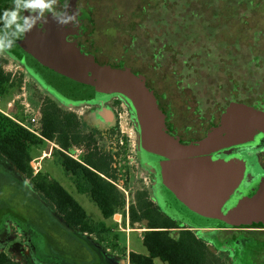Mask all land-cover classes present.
Segmentation results:
<instances>
[{"label":"rangeland","instance_id":"obj_1","mask_svg":"<svg viewBox=\"0 0 264 264\" xmlns=\"http://www.w3.org/2000/svg\"><path fill=\"white\" fill-rule=\"evenodd\" d=\"M223 3V6L211 5L205 10L206 20L211 22L210 34L215 36V42L227 56L226 66L220 67V71H202L196 77L183 75L184 69L190 70L201 57L192 54L180 58L181 51L173 48L175 44L187 41L193 24L181 25L178 32L171 30V26L179 24H174L177 4L170 0H81L79 8L88 16L81 43L100 64L127 67L143 74L168 113L175 134L182 141L194 142L205 137L208 129L218 123L230 101L243 100L260 108L264 105V0H243L240 4L234 2V5ZM200 4L205 6L199 1L192 3L195 7ZM60 6V0H52L51 7L43 12ZM215 8L219 17L213 23ZM240 59L243 60L242 66L237 63ZM0 65L11 76L12 86L9 95L0 97L3 103L15 100V109H21L20 103L31 105L39 99L44 117L53 112L56 101L27 73L23 74L20 68L16 70L14 62L3 53H0ZM232 65L240 66L243 73L256 68L260 77L253 83L240 77L233 80ZM14 72L21 75L13 76ZM24 92L26 96L20 98ZM124 111L122 109L120 120L121 137L115 147L108 144L109 137L105 147L101 144L102 138L100 142L91 143L90 137L93 136L82 123L74 130L79 136L72 135L69 142V150L76 149L78 152L74 156L83 164L88 163L93 155L113 157L111 168L117 179L112 181L126 203L125 209L115 215L117 222L114 225L112 220L104 219L88 194L78 192L61 165L63 149L58 141H46L31 151L33 168L39 165V173L35 169L34 176L45 175L61 184L92 222L113 225L116 230L108 240L102 243L93 235L68 230L53 207L29 186L30 180H25L0 156V252L22 264H106L109 257L122 258L130 250L148 256L141 240L147 231L146 223L133 225L128 215L125 217V212L138 203L139 195L148 191V187L134 172L133 148L128 141L133 132ZM59 115L61 118L78 117L62 107ZM107 120L101 118L99 124H109ZM50 152L51 158L41 159ZM257 167L264 172V163ZM119 221H122L121 226ZM179 236V230L173 231L174 238ZM199 236L210 246L209 254L216 255V243L226 244L215 230L201 231ZM154 262L166 264L159 259ZM215 264L221 263L216 259Z\"/></svg>","mask_w":264,"mask_h":264},{"label":"water","instance_id":"obj_2","mask_svg":"<svg viewBox=\"0 0 264 264\" xmlns=\"http://www.w3.org/2000/svg\"><path fill=\"white\" fill-rule=\"evenodd\" d=\"M67 1L58 16L21 5L19 22L30 17L33 26L17 39L15 25L5 29L0 20V38L14 41L3 53L64 107L97 106L113 125L108 104L118 99L135 135L138 163L152 177V199L169 217L199 231L264 226V172L253 162L264 150V107L232 102L205 137L183 144L168 133L143 74L102 65L83 49L78 40L87 13L78 0ZM14 7V0H0V16Z\"/></svg>","mask_w":264,"mask_h":264},{"label":"trees","instance_id":"obj_3","mask_svg":"<svg viewBox=\"0 0 264 264\" xmlns=\"http://www.w3.org/2000/svg\"><path fill=\"white\" fill-rule=\"evenodd\" d=\"M63 1L66 2V0ZM170 1L177 4V15L174 24H179V26H171V30L173 29L178 32L181 25L193 24L192 31L187 37V43L185 41L177 43L173 48L181 51L182 55L180 58H187L192 54H197L196 56L201 57L200 61L192 66L190 70L185 68L183 75L190 74L192 77H196L202 71L204 73L220 71V67L226 66L225 61L227 60V56L225 50L220 48V44L215 42V36L210 34L212 28L209 24L211 22L206 20L205 10L210 8L211 5H215L216 7L223 6V2L234 5V2L240 4L243 0H213V2L211 0ZM195 1L203 2L205 6L200 4L198 7H195L192 5ZM212 14H214L212 19L214 23L218 21L219 11L215 8ZM87 19L88 16L85 19V27ZM244 62H247V60L244 59ZM237 63L242 66L243 60L240 59ZM16 65L23 72L27 73L24 70L23 64ZM240 66L232 65L230 67L233 80H237L240 77L245 82L251 81L253 83L260 77V71L256 68L255 71L249 68L248 72L243 73L240 71ZM112 67L131 69L127 67ZM29 77L31 76L29 75ZM10 82L11 76L0 65V97L9 95V89L12 87ZM217 84L218 81L214 87ZM147 86L156 95L148 81ZM157 99L160 108L166 115L168 133L180 139L170 125L168 113L162 108L158 97ZM232 102L251 105L243 100H233L229 104ZM60 105L58 102L53 112L46 114L42 137L32 134L0 111V156L8 161L25 180H30L29 186L53 207L68 230L93 235L100 242L104 243L111 236L112 228L103 222H92L86 211L61 184L45 175L37 174L34 176L35 171L31 164L33 160L31 157L32 148L40 147L46 141L56 140L64 151H68L71 136H79L78 133H74V130L81 125L80 119L78 117L75 119L74 116L61 118L59 111L63 105ZM256 108L261 109L260 107ZM218 124L210 127L207 133ZM90 141L91 143L95 142L94 137H90ZM182 143L192 144L196 143V141H182ZM112 159L113 157L111 156L97 157V155H93L92 158L88 159V163L83 164L61 152V165L65 172L72 178L80 194H88L90 196L91 200L100 209L105 220L113 219L120 210L125 209L126 204L118 187L112 181L117 179L114 172H112ZM253 162L257 170L263 172L257 165L264 163V150L255 153ZM151 193L152 188L150 191L148 189V191L140 194L138 203L131 205L129 210L125 212V217L128 215L131 223H146L147 229L143 235V245L147 249L148 256L132 252L128 256L129 264H154L156 259L166 264H215L217 256L209 254L210 246L199 236L201 231L193 230L189 226L169 217L158 206L157 202L152 199ZM175 230H179L180 232L178 238L173 237V231ZM0 264L22 263L14 260L7 253L0 252Z\"/></svg>","mask_w":264,"mask_h":264},{"label":"flooded vegetation","instance_id":"obj_4","mask_svg":"<svg viewBox=\"0 0 264 264\" xmlns=\"http://www.w3.org/2000/svg\"><path fill=\"white\" fill-rule=\"evenodd\" d=\"M60 3H61V6L56 10H48L43 13L39 9H36L34 11H38L44 17L47 15H51V14L58 16L66 10L68 1L66 0V2H64L63 0H60ZM80 3H81V0H78V3H77L78 7H80ZM26 10L29 12L33 11L31 9H26ZM83 36L79 38L78 42L81 44L83 49L87 51L84 48L83 44L81 43V38ZM44 92L47 93L45 90ZM54 100L58 104L57 100L56 99ZM61 107L66 110H70L72 113L76 114L78 118L80 119L83 127L87 128L91 132V135L94 137L95 140H98L100 142V139L102 138L101 144L104 147L106 146L108 137L111 139V141H108V144H113L114 147L116 146L117 141L121 137L120 120L122 119L121 118L122 109L123 111L125 110L123 113L127 115L126 109L124 108L123 104L118 99H114L112 102L108 104V107L110 108V111L114 116L113 125H110L111 124L110 120H107L109 124H106L104 126L100 125L101 124L100 119L102 118V113L100 112L97 106L76 107L72 109L71 108L67 109V108H64L63 106ZM219 122L220 120L218 121V123ZM132 132H133V129H132ZM128 141L133 148V156H134L133 160H134V167H135L134 172H136V174L139 175L142 182L145 183V185L148 187L150 191V189L152 188L151 187L152 177L151 175L148 174L145 168L144 170L141 169L140 167L141 165H139L137 161L136 151H135L136 149H135L134 132L132 134V137ZM197 141L199 140H196V142ZM151 196H152V193H151ZM215 231L219 233V238L221 237L220 239L226 243L225 245H221L219 243H216L215 245L216 246L215 248H217L216 256H217L218 261L221 264H264V226L237 227V228L220 229V230H215ZM251 255H253L252 257H254L255 260L250 259Z\"/></svg>","mask_w":264,"mask_h":264},{"label":"built area","instance_id":"obj_5","mask_svg":"<svg viewBox=\"0 0 264 264\" xmlns=\"http://www.w3.org/2000/svg\"><path fill=\"white\" fill-rule=\"evenodd\" d=\"M14 68L17 70L19 67L14 63ZM22 73L24 74V72ZM16 74L18 73L14 72L13 76H15ZM18 75L20 76L21 74H18ZM25 96H26V93L24 92V94L20 96V98H23ZM20 105H21V109H15V100H9L6 104L3 103V100H0V111L6 116L13 119L15 122H17L19 125H21L23 128H25L32 134L38 137H42L44 127H45V117L43 113L41 112V109H42L41 101L39 99H35L31 105L26 104L24 102L20 103ZM10 111L13 112V114H11ZM62 152L65 155L72 158L73 160L80 162L74 156V153L78 152L76 149L69 150V151L63 150ZM51 155H52V152H50L49 154H44L41 157V159L45 157L51 158ZM38 168H39V165L37 167H35L34 165V170L36 169L37 173H39Z\"/></svg>","mask_w":264,"mask_h":264},{"label":"clouds","instance_id":"obj_6","mask_svg":"<svg viewBox=\"0 0 264 264\" xmlns=\"http://www.w3.org/2000/svg\"><path fill=\"white\" fill-rule=\"evenodd\" d=\"M52 0H14L15 7L12 10H5L4 14L0 16V20L4 21V28L11 29L13 25H15V38H19L20 35L28 32L31 30L33 24L28 23L30 17H23L24 24L20 23L19 20L21 19L19 16L21 9V5L23 9H31L36 10L40 9L41 12L45 9H49L51 7ZM34 23V21H33ZM60 23L66 25L67 21H60ZM28 24V27L24 25ZM77 21L73 20V27H76ZM14 41L9 40L8 43H5L3 38H0V53L4 52L5 48H11Z\"/></svg>","mask_w":264,"mask_h":264},{"label":"crops","instance_id":"obj_7","mask_svg":"<svg viewBox=\"0 0 264 264\" xmlns=\"http://www.w3.org/2000/svg\"><path fill=\"white\" fill-rule=\"evenodd\" d=\"M110 220H112V224L114 225V223H116L117 222V220H116V216H114V218L113 219H110ZM126 220H127V218H126ZM118 224L121 226L122 225V221H119L118 222ZM113 225L112 226H108V227H112L113 228ZM134 225V224H133ZM121 228V227H120ZM116 230V228H113L112 229V232L114 233V231ZM128 231H132V230H130V229H128ZM139 236H141L140 234H139ZM141 240H142V242H143V237L141 236ZM113 247H115V245H113ZM111 249V248H110ZM105 250H107V249H105ZM107 251H109V252H111L112 250H107ZM134 251V252H133ZM133 251H129V254L130 253H137V254H141V255H143L142 253H140V252H138V251H135V250H133ZM129 254L128 255H126V254H124L123 255V257L122 258H120V257H118V256H111V257H109L107 260H106V264H129V259H128V256H129ZM155 263V262H154Z\"/></svg>","mask_w":264,"mask_h":264}]
</instances>
